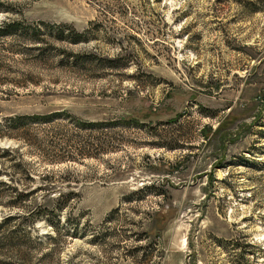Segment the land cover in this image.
I'll return each instance as SVG.
<instances>
[{"label": "rangeland", "instance_id": "374dc122", "mask_svg": "<svg viewBox=\"0 0 264 264\" xmlns=\"http://www.w3.org/2000/svg\"><path fill=\"white\" fill-rule=\"evenodd\" d=\"M11 21L0 264H264V0H0ZM63 110L94 125L10 127Z\"/></svg>", "mask_w": 264, "mask_h": 264}, {"label": "trees", "instance_id": "16d2710c", "mask_svg": "<svg viewBox=\"0 0 264 264\" xmlns=\"http://www.w3.org/2000/svg\"><path fill=\"white\" fill-rule=\"evenodd\" d=\"M20 27H21V23L18 21H11L8 23H4L3 26H0V35L13 34L17 30H19ZM24 28L26 29V27H24ZM53 28L55 29V34L60 39L76 42V41H79L81 36H82L80 32L76 31V29H74L73 26L68 25V24L53 26ZM26 31H28L27 33H29V32L32 33L33 35H36V33H37L36 28H29ZM62 116L67 117V121L73 120V123H75L76 125H78L80 123H83L84 126L94 125V123H91L89 121H82V119L70 114L66 110L54 111V112H51V113L46 114V115H38V114H35V115H16V116L10 117L9 121H10V127L26 131L31 126L30 124H32L35 121L44 122V121L51 119L53 117H62ZM121 121H125V120H121ZM128 121L129 120H126V122H128ZM64 145L68 148H66L64 146L60 147L59 150L61 151V153H56V155H55L56 158H54L55 160L59 161V160L67 159V158H73L72 154H74V152L71 150L70 140L67 139L65 141ZM59 195H61V192H59Z\"/></svg>", "mask_w": 264, "mask_h": 264}]
</instances>
